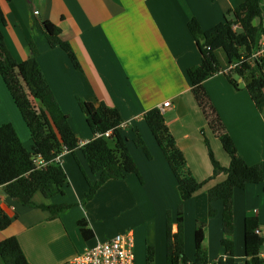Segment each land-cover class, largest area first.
<instances>
[{"label":"crops","instance_id":"0c3cea01","mask_svg":"<svg viewBox=\"0 0 264 264\" xmlns=\"http://www.w3.org/2000/svg\"><path fill=\"white\" fill-rule=\"evenodd\" d=\"M245 0H0L6 25L2 26L7 47L13 57L23 61L29 56L28 44L33 39L38 47V62L51 85L62 110L82 141L95 138L80 101L97 107L105 103L118 109L122 117L121 132L128 139L140 170L142 181L135 173L111 179L95 196L82 203L89 191V182L98 181L89 163L77 149L64 151L59 162L69 183L65 195H56L50 202L75 203L57 217L47 210L24 206L2 193L0 206H5L13 218L6 231H0V241L16 236L30 264H68L87 247L106 241L122 232L134 237L137 264H147L148 247H154L155 264H166L167 212L171 211L173 231L182 198L178 181L144 116L167 100L171 102L164 117L177 146L184 154L187 167L198 180L213 174L205 138L210 141L216 158L229 166L230 157L222 143L208 126L192 93L188 69L201 62V52L189 29L196 18L204 30L233 20V10ZM264 11V0H261ZM49 20L61 28V37L68 41L80 63L76 67L67 52L53 47L34 24L33 17ZM261 55L264 57V37ZM223 52V53H222ZM222 53V54H220ZM221 71L208 78L204 85L214 105L234 138L240 153L249 164H261L264 170V116L249 92L235 89L226 73L231 64L223 49L217 51ZM0 79V90H6ZM8 90V89H7ZM9 91V90H8ZM8 93V92H7ZM10 93V92H9ZM5 100L0 91V126L12 123L25 146L31 150L33 140L27 125L3 115L8 106L15 113L11 94ZM10 97V98H9ZM17 116V112L15 113ZM22 117V116H20ZM23 119V118H22ZM24 121V120H23ZM19 123V125H18ZM17 124V125H16ZM26 125V126H25ZM134 128H138L152 155L134 143ZM222 183L224 198L211 202L216 215L209 216L208 191ZM34 201L45 200L40 193ZM185 251L189 258L196 255L201 244L209 259L225 256L222 243L224 228L233 227L235 254L244 256L245 219L256 217L264 232V189L262 183H249L243 189L234 186L226 174L206 183L185 201ZM86 221L92 231L84 236L79 222Z\"/></svg>","mask_w":264,"mask_h":264},{"label":"trees","instance_id":"16d2710c","mask_svg":"<svg viewBox=\"0 0 264 264\" xmlns=\"http://www.w3.org/2000/svg\"><path fill=\"white\" fill-rule=\"evenodd\" d=\"M10 1V0H8ZM233 20L219 23L204 30L194 18L189 22V29L201 52V62L188 69L192 93L202 110L208 126L219 138L231 161L223 166L215 156L210 141L205 138L213 174L205 179H196L189 171L184 154L179 149L176 139L166 123L160 108L148 110L144 119L158 145L162 149L177 181L182 201L178 206L176 224L173 231L171 211L167 212L166 264H208L209 257L200 244L193 259L185 251V230L183 204L219 174H226L237 188H245L249 183H262L264 189V170L261 164H249L238 152L234 138L228 132L220 113L214 105L204 82L222 69L217 51L223 49L230 64H237L226 76L232 86L249 92L256 107L264 116V57L261 55L264 37V11L261 0H245L233 10ZM34 24L40 28L53 47H61L76 67L79 60L68 41L61 37V28L49 20L33 17ZM6 25L5 12L0 5V76L21 116L30 130L33 147L29 150L12 123L0 126V188L8 197L24 206L47 210L51 218L76 206L75 203H53L56 195H65L69 183L68 175L58 158L64 151L75 153L81 149L93 173L99 174L98 181L89 182V191L82 203L91 200L97 190L111 179L124 178L128 173H135L142 181L139 167L130 152L128 139L121 132L122 117L115 107L101 103L97 107L92 102L80 101V107L86 115L87 123L95 135L90 142L81 145V140L74 132L69 116L62 110L56 95L38 62L39 50L33 39L29 41V56L23 61L16 60L6 45L2 26ZM112 130L111 136L105 132ZM134 143L143 149L146 156L152 155L138 128H134ZM42 160L44 164L38 161ZM40 193L45 200L41 204L34 201ZM224 184L219 183L208 191L209 216L216 215L211 202L224 198ZM13 223V218L0 207V231H6ZM85 237L92 234L85 219L79 222ZM259 221L256 217L245 219L244 264H264V232L256 233ZM233 227L224 228L222 243L225 258H219V264H237ZM154 247L147 250V264H154ZM0 264H30L20 241L10 236L0 241Z\"/></svg>","mask_w":264,"mask_h":264},{"label":"built area","instance_id":"2783aa9c","mask_svg":"<svg viewBox=\"0 0 264 264\" xmlns=\"http://www.w3.org/2000/svg\"><path fill=\"white\" fill-rule=\"evenodd\" d=\"M236 66L237 64H232L230 69ZM170 104L171 102L169 100L165 101L160 106L161 112L164 113ZM122 125L123 124H121L120 128ZM111 134L112 130L105 132V136H111ZM38 162L44 164L42 160ZM1 198L2 193L0 192V200ZM0 207L11 216L8 212L9 210L5 206L2 205ZM256 233H261L259 228L256 230ZM134 246L135 242L132 233H118L106 241H101L93 246L87 247L76 254L68 264H135ZM225 257L226 256H223V258ZM208 264H219V258L210 259Z\"/></svg>","mask_w":264,"mask_h":264},{"label":"rangeland","instance_id":"374dc122","mask_svg":"<svg viewBox=\"0 0 264 264\" xmlns=\"http://www.w3.org/2000/svg\"><path fill=\"white\" fill-rule=\"evenodd\" d=\"M223 53V52H222ZM222 53H220V54H222ZM0 79L3 81V79H2V77L0 76ZM1 91V96L3 97V100H5V98H6V94L8 95V93H9V91L7 90V88H6V90L4 89V90H0ZM8 92V93H7ZM9 95H10V93H9ZM11 97V96H10ZM9 97V98H10ZM7 103V105H8V101L7 100H5L4 102H3V104H6ZM2 110H6V113L3 115V118H1V119H5L4 118V116H8V117H10V118H12L14 121H16L17 122V120H16V117H18V122H19V119L23 122V123H25L24 121H23V119H22V117H20L21 116V113H20V111H19V109L16 107V105H15V111L17 112V116H16V112L15 113H13V112H11V111H9V109H8V106H6V107H3V109ZM1 121V120H0ZM17 125V124H16ZM18 125H19V123H18ZM26 126V125H25ZM226 126V125H225ZM237 146V145H236ZM237 149H238V146H237ZM137 151H139V152H141L142 154H144V152L142 151V149L141 150H137ZM238 152H239V154L244 158V156L240 153V151H239V149H238ZM245 159V158H244ZM22 205V204H21ZM134 253H135V264H137V261H136V257H137V259H138V253H137V250L136 249H134ZM154 264H155V261H154ZM237 264H244V256H242V258H240V257H238V261H237Z\"/></svg>","mask_w":264,"mask_h":264}]
</instances>
